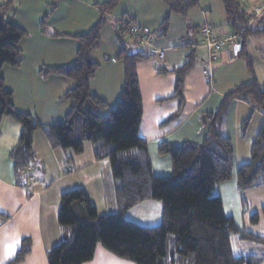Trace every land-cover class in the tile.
Instances as JSON below:
<instances>
[{
	"label": "trees",
	"instance_id": "16d2710c",
	"mask_svg": "<svg viewBox=\"0 0 264 264\" xmlns=\"http://www.w3.org/2000/svg\"><path fill=\"white\" fill-rule=\"evenodd\" d=\"M120 1L109 0L97 4L98 20L84 34L66 35L47 30V21L57 9L59 0H50L48 12L39 20V30L43 35L70 38L78 45L71 65L40 68L38 72L43 79L57 76L73 82V87L62 96L71 102V107L62 123L53 126L37 123L30 115L17 111L11 103V93L5 88L1 71L5 66H20L22 52L19 44L28 34L4 18V12L12 7L14 0L0 6V122L8 117L21 126L18 142L9 154L15 184L25 187L29 176H23V170L36 166L33 135L37 131L43 133L51 149L70 150L75 156L83 153L85 143H90L95 161H109L114 181L117 211L113 214L98 215L80 188L60 195L57 222L60 227L70 228L72 232L67 239L49 250L48 264L87 263L93 259L98 245L115 257L134 264H174V258L168 263L169 237L172 238L175 254L180 257L192 255L195 264H261L264 255L234 253L233 237L262 247L264 238L246 227H238L232 217H227L220 197L213 196V190L233 177V146L231 140L222 134L221 126L235 100L255 105L263 116V122L251 142L249 162L235 170L236 188L245 191L264 186V85H259L253 78L249 83L227 92L217 110L203 116L201 124L205 135L201 143L187 142L179 146L160 143L158 153L170 157L172 171L167 177H154L147 145L139 136L142 100L136 66L140 61L158 56L155 50L140 48L134 41L130 42L138 47L137 51L125 48L126 45L122 43L124 23H135L134 20L121 19L116 28L119 52L114 58L122 63L123 83L114 108L108 110L106 103L89 89V83L99 68L91 55L99 49L101 32L108 16ZM160 1L167 7V14L159 25V37H164L168 32L170 16L176 14L184 17L199 0ZM221 1L227 25L234 30L246 26L248 18L241 5L243 0ZM260 16L254 24L246 26L238 55V58L245 60L249 72H252L251 60L244 54V43L249 36L264 35V15ZM198 29L195 30L196 35ZM193 54L191 50L181 66L170 70L175 76V86L169 100L178 101L179 107L184 101L185 76L195 64ZM165 72V69L160 71ZM106 110V115L98 114ZM178 114L175 113L166 122L174 121ZM248 122L249 119L243 122L242 131L247 128ZM147 200L161 203V217L157 226L141 227L125 220L124 215L129 209ZM241 209L243 215L247 216L248 204L243 199ZM260 217H264V207L260 215L254 213L248 216V224H258ZM29 248V241L23 240L12 263L23 261Z\"/></svg>",
	"mask_w": 264,
	"mask_h": 264
},
{
	"label": "crops",
	"instance_id": "0c3cea01",
	"mask_svg": "<svg viewBox=\"0 0 264 264\" xmlns=\"http://www.w3.org/2000/svg\"><path fill=\"white\" fill-rule=\"evenodd\" d=\"M107 1L109 0H59L57 9L47 21V30L66 35L84 34L98 20L97 4ZM157 1L121 0L118 6L127 2L132 8L122 9L120 21L125 16L149 30L148 23L141 19V15L144 13L145 16L151 17V11L155 7L160 13ZM49 2L50 0H15L13 9L6 12L5 20L12 21L26 31L28 39L19 44L22 52L20 66L17 68L5 66L1 71L5 88L11 93L13 107L30 115L43 126L62 123L71 107V102L62 96L73 87V82L57 76L43 79L38 72L44 66L55 68L71 65L75 60L78 46L73 39L50 38L40 32L39 20L48 12ZM241 5L246 12L256 6L264 7V0H243ZM161 9L160 16L163 18L166 11ZM262 14L264 15V11ZM174 15H171L170 19H175ZM183 18L188 26L186 38L189 41L186 50L185 46L181 45L171 47L165 45L168 41L163 43L153 41L154 49L149 50L163 51V60L154 57L152 60L156 62L155 64L154 61L151 63L148 60L140 61L136 66L142 100L139 136L147 145L151 173L154 177H167L172 171L170 157L158 153L160 143L165 142L171 146L187 142L201 143L205 135L201 124L203 116L215 112L227 92L236 86L249 83L253 78L259 85H264V35L249 36L244 43V54L251 60L252 72H249L243 58H235L229 51H225L212 66L209 76L205 77L200 61L206 57V51L199 46L200 39H196L195 30L203 24H208L214 28L215 34L221 36L233 29L227 25L221 0H199L196 7ZM257 18L247 22L246 26L254 24L261 16ZM127 45L125 48L129 51L138 49L130 41ZM191 50L194 52L195 64L185 76L184 101L179 107L178 101L169 100L175 86V76L170 70L181 66ZM118 52L119 45L114 43L106 53L99 47L91 55V59L99 64V68L89 83V89L106 103L108 109L116 105L123 83L122 63L114 58ZM164 69L166 72L160 73ZM177 112L178 117L167 123V119ZM103 113L100 111L98 114L104 116ZM247 119H249L247 128L242 131L241 126ZM262 122L263 116L255 105L240 100H235L231 104L221 131L231 140L233 146V169L249 162L251 142ZM20 132L21 126L17 122L8 117L1 120L0 264H13L23 240L29 241V253L23 261L16 264H48L49 250L67 239L72 232L70 228L60 227L57 222L60 195L80 188L98 215L113 214L117 211L114 181L109 161L107 159L95 161L90 143H85L83 153L75 156L70 150L51 149L43 133L37 131L33 135L36 166L31 168L27 186L18 187L15 184L9 154L17 144ZM232 178L234 183L231 182L228 191L236 187L235 175ZM226 182L218 184L213 190L217 189L216 196L221 199L223 212L225 203L222 194L225 193ZM234 195L235 197L231 199L234 202L232 213L224 214L232 217L237 225L235 218L241 215L240 220L243 223L246 215H243L241 209L242 197L238 206L235 192ZM160 217L161 203L152 200L137 204L124 215L126 221L141 227L157 226ZM243 224L241 227H245ZM232 239L238 252L236 255H239L240 249L247 243L238 240L237 237ZM84 264L134 263L121 260L98 245L93 259Z\"/></svg>",
	"mask_w": 264,
	"mask_h": 264
},
{
	"label": "rangeland",
	"instance_id": "374dc122",
	"mask_svg": "<svg viewBox=\"0 0 264 264\" xmlns=\"http://www.w3.org/2000/svg\"><path fill=\"white\" fill-rule=\"evenodd\" d=\"M9 1L10 0H0V6L6 4ZM14 2H15V0H14ZM157 6L160 10V13L162 12L161 8H163V10L166 11L163 18H162V16H160V13L157 10V7H155V6H154L155 8H153L151 11V17L145 16L146 14H144V13L141 15L142 17L140 16L143 21L148 23L147 26L149 28L151 35H152V43H153V41H154V43L156 41L162 42V43L164 41H168V43H166L165 45H169L170 47L172 45H181L182 47L185 46V50H186V46L188 45V41H189V40L187 41L188 38H186V33L188 31V29H187L188 26L186 25L187 21H185V19L183 17H181L180 15H174V16H176L175 19L169 18L168 32H167L166 36L159 37V35H160L159 25L161 24V22L163 21V19L165 18L166 14H167V7L165 6V4L163 2H161L159 0L157 1ZM12 7H14V6L12 5ZM131 8H132V6H129V4L127 2L121 3L118 7H116L114 9V11L111 13V15L108 16L107 23L102 30V34H101V40L102 41H101V46H100L102 48V50L105 51V53L107 51H109L111 47L114 46V43H117V41H116V28L118 27L119 23L122 21V20L120 21V18L122 17V9H128L129 10ZM10 9H8L7 11H9ZM6 12H4V18H5ZM125 19H127V18H125V16H124L123 20L126 21ZM195 37L198 40L200 39V38H197L198 37L197 35H195ZM176 38H177V40H176ZM27 39H28V36L26 38H24L23 40L26 41ZM172 39H174V40H172ZM122 43H124L126 46H128L127 45L128 44V38L125 35H123ZM152 43L149 46H145V49H147V50H149V49L152 50V48L154 49L155 45H154V43L153 44ZM143 47L144 46H142L140 48H143ZM198 54H199V52H197V55ZM197 55H196V57H197ZM151 60L149 62L153 63L154 60H152V61ZM155 63L156 62L154 61V64ZM41 68L43 69V68H49V67L44 66ZM113 108H109L108 110H111ZM103 112H104L103 115H106V113L108 111L106 110ZM235 170H236V166L233 169V176H234ZM231 182L234 183L233 178L231 180H228V182H226L224 185L225 193L222 194V199L225 203L224 213L226 215H229V213L233 210L234 202L231 199H233V197H235V195H234V192H235L236 200L238 201L237 202L238 206L240 205L239 200L241 197L248 204V214H247V217L245 216L243 219L244 224L240 220L241 219V215H240L239 218H235L237 225H239L241 227V225L243 224L251 232L255 233V235L264 238V217H260V221L256 225L251 226L248 224V216L252 215L254 213H258L260 215V210L262 207H264V186L252 187V188L245 190V191H238V190H236V187H235V189L232 188L231 190L228 191V188H229V185L231 184ZM216 192H217V189L215 191H213V196L214 195L216 196ZM233 240L234 239H232V244L234 245L233 251L235 254H237L238 252L236 250V247H235ZM257 249L260 251H258ZM167 254H168V261H169L168 263H170L171 258H174V264H195L194 257L192 255H190L188 257H180V256H177L175 254V251H174V248L172 245V238L171 237H169L168 242H167ZM245 254L264 255V247L256 246L253 244H246V246L241 248L239 251V255H245ZM262 264H264V261Z\"/></svg>",
	"mask_w": 264,
	"mask_h": 264
},
{
	"label": "built area",
	"instance_id": "2783aa9c",
	"mask_svg": "<svg viewBox=\"0 0 264 264\" xmlns=\"http://www.w3.org/2000/svg\"><path fill=\"white\" fill-rule=\"evenodd\" d=\"M264 11V7L256 6L246 12L248 22L259 17ZM246 26L240 30H232L230 33H225L221 36L215 34L214 28L211 25L203 24L198 29V36L200 37L199 46L206 51V57L200 61V67L202 69L203 76L207 77L210 74L212 66L220 58V55L229 51L233 57H238L242 48V36ZM125 35L128 41H134L139 46H149L152 43V35L150 31L142 26L133 22L124 23ZM160 60H163V51L155 50ZM32 167H27L23 170V176H29ZM29 179L26 182V186L29 183Z\"/></svg>",
	"mask_w": 264,
	"mask_h": 264
}]
</instances>
